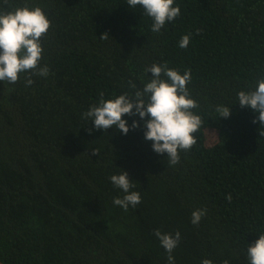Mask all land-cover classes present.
Masks as SVG:
<instances>
[{"label":"trees","instance_id":"16d2710c","mask_svg":"<svg viewBox=\"0 0 264 264\" xmlns=\"http://www.w3.org/2000/svg\"><path fill=\"white\" fill-rule=\"evenodd\" d=\"M24 6L50 21L40 61L49 74L30 86L25 74L0 81V262L168 264L159 229L180 233L175 264H249L247 248L264 234V124L237 93L264 77V0H174L180 15L159 33L127 0H0L3 11ZM153 63L190 71L199 105L197 143L176 165L153 151L138 115L123 117L141 125L127 135L89 134L83 116L101 95L142 90ZM122 170L141 196L127 211L109 179ZM198 209L207 211L194 225Z\"/></svg>","mask_w":264,"mask_h":264},{"label":"clouds","instance_id":"9594fccd","mask_svg":"<svg viewBox=\"0 0 264 264\" xmlns=\"http://www.w3.org/2000/svg\"><path fill=\"white\" fill-rule=\"evenodd\" d=\"M7 3V0H5ZM174 0H127L129 8L140 6L144 14L153 20L151 30L159 33L166 22L175 20L180 15L179 6H173ZM50 21L40 7H17L13 11L0 10V81H8L15 84L21 74H25L26 86L34 83L31 76L47 77L49 69L45 65L40 66L43 48L41 38L48 32ZM102 34L100 37L103 38ZM190 36L184 35L179 41L180 48H187ZM150 72L151 79L142 90H136L134 94H121L114 99L105 100L103 95L98 104H93L85 113L84 118L93 124L89 134L94 130L109 128L119 130L127 135L131 129L140 127L137 120H133L131 126L123 119L124 116H139L143 121L144 139L152 142V149L157 154H167L170 165H176L180 161V151L190 150L196 143V133L202 119L194 114L192 109L199 105L190 97L187 87L191 80L190 71L180 74L179 71L169 68L167 64L153 63L145 69ZM129 87L136 89V85L129 81ZM238 103L247 107L254 113H258L253 123L257 121L264 124V77L256 82V87L250 91L237 93ZM221 117L230 116V108L219 107ZM93 155H97L96 150ZM111 183L122 190L124 195L113 198V204L127 211L129 206L135 207L141 202L140 193L132 191L135 185L130 180L126 171L112 175ZM231 201L229 194L226 197ZM206 209H198L192 212L191 223L198 224L206 214ZM161 246L168 253V264H175L172 255L178 246L180 233H162L155 230ZM249 264H264V234L247 248ZM201 264H213L210 259H204ZM224 264H228L227 261Z\"/></svg>","mask_w":264,"mask_h":264},{"label":"rangeland","instance_id":"374dc122","mask_svg":"<svg viewBox=\"0 0 264 264\" xmlns=\"http://www.w3.org/2000/svg\"><path fill=\"white\" fill-rule=\"evenodd\" d=\"M212 136H209V140L211 139Z\"/></svg>","mask_w":264,"mask_h":264},{"label":"water","instance_id":"95a60500","mask_svg":"<svg viewBox=\"0 0 264 264\" xmlns=\"http://www.w3.org/2000/svg\"><path fill=\"white\" fill-rule=\"evenodd\" d=\"M0 264H3V263L0 262Z\"/></svg>","mask_w":264,"mask_h":264}]
</instances>
